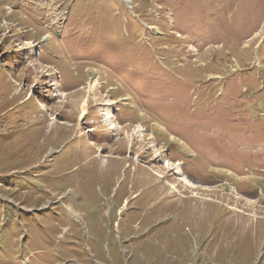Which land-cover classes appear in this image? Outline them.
<instances>
[{
	"label": "rangeland",
	"instance_id": "obj_1",
	"mask_svg": "<svg viewBox=\"0 0 264 264\" xmlns=\"http://www.w3.org/2000/svg\"><path fill=\"white\" fill-rule=\"evenodd\" d=\"M0 264H264V0H0Z\"/></svg>",
	"mask_w": 264,
	"mask_h": 264
},
{
	"label": "bare ground",
	"instance_id": "obj_2",
	"mask_svg": "<svg viewBox=\"0 0 264 264\" xmlns=\"http://www.w3.org/2000/svg\"><path fill=\"white\" fill-rule=\"evenodd\" d=\"M126 1L129 2V3H132V0H126ZM180 180H182L185 183H188L184 176H182Z\"/></svg>",
	"mask_w": 264,
	"mask_h": 264
}]
</instances>
